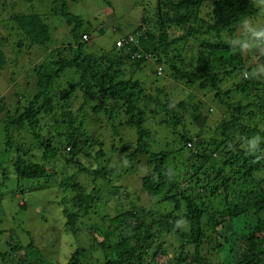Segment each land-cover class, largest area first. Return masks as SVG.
<instances>
[{"label": "trees", "instance_id": "16d2710c", "mask_svg": "<svg viewBox=\"0 0 264 264\" xmlns=\"http://www.w3.org/2000/svg\"><path fill=\"white\" fill-rule=\"evenodd\" d=\"M52 4V11L72 27V39L55 49L56 59L45 60L28 73L25 90L10 93L18 103L28 97V105L11 106L9 98L0 102L6 151L14 152L8 163H0V205L16 181L20 191L24 181L65 174L60 186L73 194V206H67L68 198L64 201L65 231L77 233L83 216L115 225L107 229L94 221L90 231L101 230L104 239L89 233L92 245L78 247L65 264H93L96 251L103 264H159L168 254L172 259L164 264L174 260L175 264H264V54L259 63L247 61L251 49L264 50L262 0H156L136 30L117 39L116 48L101 56L85 51L89 29H84L80 15L69 11L68 0ZM12 19L29 43L26 47H47L51 42L50 25L33 7ZM240 29L247 42L238 36ZM188 44H197L193 69L180 65L184 61L180 52ZM6 64L0 49V69ZM148 65L156 80L166 76L191 89H207L214 105L203 100L196 104L193 96L188 102L171 103L159 88L157 94L148 93L145 83L134 78ZM80 98L83 102L75 110ZM217 105L223 117L207 138L208 121ZM90 116L92 123L107 117L112 150L104 149L98 133L87 130ZM152 118L160 119L158 124L172 136L165 143L172 149L150 142L153 131L147 122ZM26 128L42 147L40 160L15 139ZM122 128L129 137L122 136ZM117 154L119 158L114 157ZM86 158L101 164L84 165ZM119 159L120 164L128 162L125 169L117 167ZM141 165L142 190L155 203L148 207L132 203L131 209H117L109 219L103 216V206L116 209L110 205L120 195L116 178L138 173ZM80 176L93 185L91 190ZM105 188L113 192L100 209L96 198ZM249 216L256 221L243 222ZM238 236L246 241L240 255L232 240ZM224 251L230 255L228 262L219 261ZM11 253L17 254L12 264L42 260L33 258L35 253L42 255L34 242L27 247L15 242L0 256L7 259Z\"/></svg>", "mask_w": 264, "mask_h": 264}, {"label": "rangeland", "instance_id": "374dc122", "mask_svg": "<svg viewBox=\"0 0 264 264\" xmlns=\"http://www.w3.org/2000/svg\"><path fill=\"white\" fill-rule=\"evenodd\" d=\"M52 2L53 0H33L32 2H26V0H0V49L4 51L7 58L5 68L0 69V102L3 98H9L7 102H9L11 106L14 105L15 107L19 104L22 106L28 105V97H22L21 103H18L20 102L18 98L13 101L10 99L12 97L10 93L12 91L21 93L25 90L27 85L25 81L28 77V73L36 65L45 60L56 59L55 49L65 46L69 40L72 39L70 35L72 27L66 23V20L62 16L56 15L52 11L54 7ZM68 3L69 11L80 15L84 20V29H89L87 33L90 34L91 38L87 46H85V51L94 56H101L116 48L115 44L117 39L125 37L136 30L141 24V19L144 15L154 8L156 0H68ZM262 3L264 4L263 0ZM31 7H33L36 12L44 15L46 22L50 25L52 40L47 47H26L29 43L25 40L22 32L12 19V16L17 13L29 12ZM205 10L209 11V5L205 7ZM173 33L172 35L175 36L176 31L174 34ZM238 36L244 37V42L248 41L247 35L242 29L239 30ZM19 42H23V46L19 45ZM74 46L76 47L77 44ZM196 49L197 44H188L186 49L180 52L181 57L184 59L183 63L180 65L193 69L196 63L192 62L191 58L192 53L195 52ZM263 54L264 50L251 49V60H247L248 65H252L255 62L259 63V58ZM247 74L248 73H245L244 75L247 77ZM134 78L142 80L148 90L147 92L150 94H157L156 90L158 88L162 89L164 92L162 96L163 99L165 98L171 103H178L183 100L188 102L189 97L193 96L192 102L196 104L199 100H203L207 103L206 105H214L209 97L212 94L207 89L199 88V86L191 89L184 83L177 82L172 78H166V76L156 80V77L151 73L150 65H148L146 69L143 68L137 71ZM231 83L232 82L226 83V85H224L225 88ZM25 94L26 92L24 96ZM82 102L83 98L75 101L74 109L76 110L79 108ZM189 102H191V100H189ZM14 107L12 108L14 109ZM88 109L91 108L89 107ZM212 113V118L208 121L210 128H207V138H209V135H214L213 130L221 122V118L223 117V112L219 110V105H217V107L213 106ZM90 114L93 116L92 113ZM1 115L0 113V163H8L9 157L13 156L14 152L7 153L6 151L4 143V124ZM92 116L87 117V130L91 134L96 135L98 133L99 141L106 144V146H103L104 149H107V151L112 150L113 141L109 139L111 130L106 129L107 127L109 128L107 117L103 116L98 122L93 121L92 123ZM186 121L187 125H190L189 121ZM158 122H160V119L153 118L151 121L149 119V122H147V125H149V128L153 131L150 142L155 144L156 147L172 149L171 146H165L168 140L172 141V136L169 135ZM43 124L45 125L46 133H48V127L45 123ZM123 128L125 129V127ZM123 128L121 133L124 137L126 132ZM129 136L130 135H125L124 138ZM15 139H17L25 149L33 150L36 155L33 159L36 158L40 160L39 156L43 154L42 147L40 149V147L35 144L34 135H32L27 128L16 133ZM66 150L69 151V148ZM119 155L120 154H117L114 157L119 158ZM90 160L91 162L89 158H86L85 162L83 161L84 165L88 164L90 166L92 164L94 166L101 164L95 163L92 158H90ZM120 162V159L116 162V165H118L117 167L125 169L128 166L127 161H124L123 164H120ZM52 165L53 164H49L50 167H53ZM120 165L122 166L120 167ZM144 168L145 167L141 165L138 173L136 172L135 174L129 175L126 173L121 179L115 177L117 184L119 183L118 188H120V195L117 201L111 199L110 205L111 207L115 206L116 209L111 210V208L108 207L104 209V206L101 209L102 204L108 200L113 189L109 188L107 190V188H105L98 193L96 200L99 205L98 207L104 211L103 216L109 219L117 213V209L118 211L126 208L131 209L132 203L135 204V206L146 207H148L149 204L152 205L155 203V201H150L147 194L142 190L141 177L143 176ZM0 170H2L1 167ZM73 173H75V169H73ZM62 175L66 177L65 174ZM64 176H59L58 178L49 176L31 182L24 181L20 191L17 188V181L15 186L11 185L12 190L4 194L2 204L0 205V252L6 253L10 251L15 242L26 247L31 242H34L35 247L42 251L41 257L39 253H35L36 257H33L35 258L34 260H38L36 258H42V260H38L39 264H65L70 260L72 254L78 247L92 245L93 241H91L89 233L95 235L100 241L104 239L105 236L101 230L97 229L90 231L95 219H89V216H83L80 219L77 233L65 231L64 224L66 217L63 212L65 207L64 201L68 198L69 202L67 206H73V200H71L73 194L71 189L66 191L61 188L60 183L61 180L65 178ZM82 179L83 176H80V180ZM83 182L90 190L92 189L93 185L91 183L88 184L85 181ZM116 202H118V207L115 205ZM262 216L264 218V211ZM242 220L245 223H254L256 221V219L250 216L244 217ZM96 223L101 224L102 227L107 229H111L115 226L111 225L110 222L102 221L101 218L95 221V224ZM120 232L121 230L118 231V233ZM232 240L235 241L236 252L240 255L241 251L245 250V239L238 236L236 239L233 237ZM15 255L17 254L11 253V256L8 255L7 259L0 256V264L14 263L15 259L13 260L12 257ZM239 255L236 253V256ZM31 256L34 255L31 254ZM95 256L93 264L104 263V258L99 251L95 252ZM229 256L227 251H224L221 253L219 261L228 262ZM170 259H172V254L166 255L164 260L159 264H164ZM12 260L13 262L11 263ZM212 261L217 262L215 257L212 258ZM175 263H177L176 260H174V264Z\"/></svg>", "mask_w": 264, "mask_h": 264}, {"label": "built area", "instance_id": "2783aa9c", "mask_svg": "<svg viewBox=\"0 0 264 264\" xmlns=\"http://www.w3.org/2000/svg\"><path fill=\"white\" fill-rule=\"evenodd\" d=\"M88 39H89L88 35H85L84 40H88ZM119 45H121V43H119Z\"/></svg>", "mask_w": 264, "mask_h": 264}, {"label": "clouds", "instance_id": "9594fccd", "mask_svg": "<svg viewBox=\"0 0 264 264\" xmlns=\"http://www.w3.org/2000/svg\"><path fill=\"white\" fill-rule=\"evenodd\" d=\"M189 145H191V144H189Z\"/></svg>", "mask_w": 264, "mask_h": 264}]
</instances>
